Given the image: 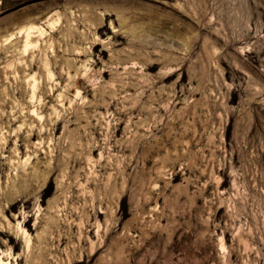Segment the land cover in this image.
I'll use <instances>...</instances> for the list:
<instances>
[{
  "label": "rangeland",
  "instance_id": "rangeland-1",
  "mask_svg": "<svg viewBox=\"0 0 264 264\" xmlns=\"http://www.w3.org/2000/svg\"><path fill=\"white\" fill-rule=\"evenodd\" d=\"M0 258L264 264V0H0Z\"/></svg>",
  "mask_w": 264,
  "mask_h": 264
},
{
  "label": "bare ground",
  "instance_id": "bare-ground-1",
  "mask_svg": "<svg viewBox=\"0 0 264 264\" xmlns=\"http://www.w3.org/2000/svg\"><path fill=\"white\" fill-rule=\"evenodd\" d=\"M0 264H7V262L3 261V260L0 258Z\"/></svg>",
  "mask_w": 264,
  "mask_h": 264
}]
</instances>
